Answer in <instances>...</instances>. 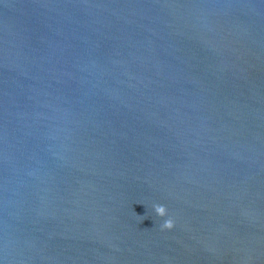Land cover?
<instances>
[{
    "label": "water",
    "instance_id": "obj_1",
    "mask_svg": "<svg viewBox=\"0 0 264 264\" xmlns=\"http://www.w3.org/2000/svg\"><path fill=\"white\" fill-rule=\"evenodd\" d=\"M0 264H264V0H0Z\"/></svg>",
    "mask_w": 264,
    "mask_h": 264
},
{
    "label": "clouds",
    "instance_id": "obj_2",
    "mask_svg": "<svg viewBox=\"0 0 264 264\" xmlns=\"http://www.w3.org/2000/svg\"><path fill=\"white\" fill-rule=\"evenodd\" d=\"M154 212L159 217H164L163 223H161V230H171L174 227V221L168 215L167 210L163 205H154Z\"/></svg>",
    "mask_w": 264,
    "mask_h": 264
}]
</instances>
